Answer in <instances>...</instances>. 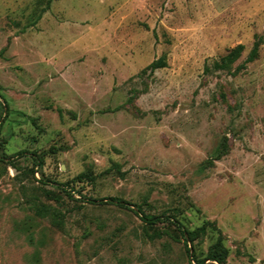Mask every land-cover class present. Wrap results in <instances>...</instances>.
I'll use <instances>...</instances> for the list:
<instances>
[{"label":"rangeland","instance_id":"obj_1","mask_svg":"<svg viewBox=\"0 0 264 264\" xmlns=\"http://www.w3.org/2000/svg\"><path fill=\"white\" fill-rule=\"evenodd\" d=\"M220 238L264 264V0H0V264H190Z\"/></svg>","mask_w":264,"mask_h":264},{"label":"trees","instance_id":"obj_2","mask_svg":"<svg viewBox=\"0 0 264 264\" xmlns=\"http://www.w3.org/2000/svg\"><path fill=\"white\" fill-rule=\"evenodd\" d=\"M259 49H260V43H256L254 45L253 49L251 50L250 54H249V57L246 61L247 63H252L258 58ZM243 50H244V48L242 46H238L237 48L233 49L229 53L228 56H226V57L222 58L220 61H217L214 63V69L221 71V70H224V69L230 67L232 64H234L235 62H237V60L240 59L241 54L243 53ZM167 66H168L167 57L163 56L159 60L153 62L145 70H143L142 74H147L148 71L155 72L157 70L164 69ZM207 69H209V68H207ZM21 155H23V153H20L17 156L19 157ZM224 155H225L224 152L218 151V153L215 156L216 158L208 161V165L213 166L214 162L220 160ZM34 162H35L36 166H39L42 163V161H40L38 159H36ZM82 177H84V176L83 175L80 176L79 179H82ZM101 202H103V201H101ZM109 202L116 204L120 208H126L129 205V204H127L121 200H118V199H110ZM89 203L96 204L97 202L95 200H89ZM136 214L141 218V220L144 223H146L149 226H156V225L162 223L163 221H168L170 223H172V221H173L176 228L178 229V231L181 233V236L183 237L187 254L190 253L189 246L191 247L190 249H192V245L197 238L196 232H192V231L188 230L178 220L172 219L170 217L147 216L140 211L136 212ZM207 225L212 227V228H215L214 224L208 223ZM206 228H207V226H204L200 230L205 231ZM228 256H229V252L225 248L223 241L220 238L218 240V242L210 249V251H209V253L205 259L200 260L195 256V254H193L192 256H190V258H192V262H190V264H227ZM208 262H210V263H208Z\"/></svg>","mask_w":264,"mask_h":264}]
</instances>
